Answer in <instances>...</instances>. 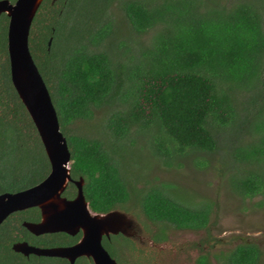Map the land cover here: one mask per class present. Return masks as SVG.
<instances>
[{"label": "trees", "instance_id": "trees-1", "mask_svg": "<svg viewBox=\"0 0 264 264\" xmlns=\"http://www.w3.org/2000/svg\"><path fill=\"white\" fill-rule=\"evenodd\" d=\"M7 25L3 13L0 193L29 188L50 171L35 125L11 82ZM148 33L144 43L141 37ZM132 35L135 47L128 45L134 42ZM28 46L68 143L71 176L83 178L92 210L127 212L142 236L155 243L166 240V224L208 231L209 203L191 204L168 183L135 186L130 167L142 147L135 148L134 133L145 135L147 146L166 165L232 144L240 166L231 176L233 190L243 197L263 191L264 0H43ZM97 110L105 112L100 119ZM234 139L238 146L233 147ZM75 194L69 183L63 195ZM39 219L37 207L4 219L0 264H69L65 258L25 256L12 249L17 241L52 247L71 245L80 237L34 235L23 225ZM155 226L160 227L152 231ZM103 246L118 264H155L162 254L156 246L120 234L105 239ZM260 255L257 244L248 242L215 258L218 264H258ZM74 264L93 262L81 256ZM195 264L211 263L201 252Z\"/></svg>", "mask_w": 264, "mask_h": 264}, {"label": "water", "instance_id": "water-1", "mask_svg": "<svg viewBox=\"0 0 264 264\" xmlns=\"http://www.w3.org/2000/svg\"><path fill=\"white\" fill-rule=\"evenodd\" d=\"M42 1L0 0V15L4 13L8 17L6 44L11 82L35 125L50 164L49 173L37 184L17 192L0 193V224L12 212L37 207L40 219L23 221L29 232L34 235L64 232L71 236L81 233L80 238L71 245L52 247L17 241L12 244L14 251L25 256L61 257L69 264L81 256L90 258L93 264H118L103 246L102 239L118 233L128 236L133 220L120 209L92 210L83 192V178L71 176L68 143L28 46L29 30ZM69 183L76 187L72 198L63 195Z\"/></svg>", "mask_w": 264, "mask_h": 264}, {"label": "rangeland", "instance_id": "rangeland-1", "mask_svg": "<svg viewBox=\"0 0 264 264\" xmlns=\"http://www.w3.org/2000/svg\"><path fill=\"white\" fill-rule=\"evenodd\" d=\"M150 36L151 33L142 36L141 41L148 43ZM131 37L134 42L130 40L128 45L135 47L136 35ZM104 113L95 111V118L100 119ZM131 138L136 140L135 148L142 147L141 156L132 162L134 168L130 167L137 188L152 183L172 184L177 187L183 200L191 201V204L207 202L211 207L208 231L178 230L163 225L167 234L165 243L152 245L162 251L155 264H195V258L201 252L208 255L211 264H218L215 256L248 242L257 244L261 252L258 264H264V189L252 197L240 196L233 190L231 176L240 166L232 155V144L224 143L212 153L194 152L177 159L178 162L174 161L172 165H166L150 150L145 135L134 133ZM249 139L247 136L246 142ZM233 141V147L238 146L239 140ZM201 160L205 162L204 165L198 163ZM157 227L160 226L151 230ZM200 240H205L200 245L201 249L198 247ZM150 241L154 242L143 236L140 244L148 245ZM124 252L127 253L126 250Z\"/></svg>", "mask_w": 264, "mask_h": 264}, {"label": "flooded vegetation", "instance_id": "flooded-vegetation-1", "mask_svg": "<svg viewBox=\"0 0 264 264\" xmlns=\"http://www.w3.org/2000/svg\"><path fill=\"white\" fill-rule=\"evenodd\" d=\"M73 184V183H72ZM74 185V184H73ZM130 215V214H129ZM131 216V215H130ZM131 218H132V220H133V222H132V226L130 227V229H129V235L127 236V235H123V234H121V233H118V234H111L110 236H109V238H107V237H103V239H102V244H103V241L106 239V240H111L112 239V237L113 236H115V235H122V236H125V237H129V238H132V239H134L136 242H138V243H141L142 241H143V236H141L142 235V233H141V231H140V225H138V222H137V220L135 219V218H133L132 216H131ZM77 234H80V236H81V233H77ZM80 238V237H79ZM78 241V240H77ZM76 241V242H77ZM165 243V242H164ZM115 244H117L118 245V242L117 243H115ZM150 245H156L157 246V244L158 243H155V242H151L150 241V243H149ZM199 245V244H198ZM122 246V245H121ZM90 259V258H89Z\"/></svg>", "mask_w": 264, "mask_h": 264}]
</instances>
